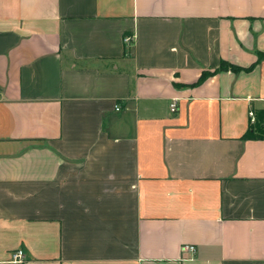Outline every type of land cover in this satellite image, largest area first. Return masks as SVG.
<instances>
[{"label": "crops", "instance_id": "1", "mask_svg": "<svg viewBox=\"0 0 264 264\" xmlns=\"http://www.w3.org/2000/svg\"><path fill=\"white\" fill-rule=\"evenodd\" d=\"M250 110L264 0H0V264H264Z\"/></svg>", "mask_w": 264, "mask_h": 264}, {"label": "trees", "instance_id": "2", "mask_svg": "<svg viewBox=\"0 0 264 264\" xmlns=\"http://www.w3.org/2000/svg\"><path fill=\"white\" fill-rule=\"evenodd\" d=\"M232 69V70H239L240 67L235 66L233 64H227L226 62H222L221 66L215 70L214 72H217L218 70H225V69ZM250 69V68H248ZM212 72H204L199 81L204 80L208 75H210ZM264 137V116H263V123L260 122H252L248 131L244 134V138H260Z\"/></svg>", "mask_w": 264, "mask_h": 264}, {"label": "built area", "instance_id": "3", "mask_svg": "<svg viewBox=\"0 0 264 264\" xmlns=\"http://www.w3.org/2000/svg\"><path fill=\"white\" fill-rule=\"evenodd\" d=\"M124 41L128 46H132L134 44V37L131 35H126L124 36ZM116 110H120L119 106H115ZM171 111L176 112L177 111V100H173L171 103ZM249 115L251 117V120L254 122L255 121V113L253 110H250ZM184 250L187 251H195V246L194 245H185L183 247ZM24 251L23 249H18L16 252L13 254V259L16 261H22L24 259Z\"/></svg>", "mask_w": 264, "mask_h": 264}]
</instances>
